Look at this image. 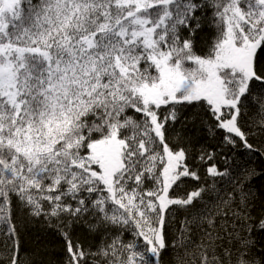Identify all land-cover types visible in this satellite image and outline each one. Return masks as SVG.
I'll return each mask as SVG.
<instances>
[{"label": "snow or ice", "instance_id": "1", "mask_svg": "<svg viewBox=\"0 0 264 264\" xmlns=\"http://www.w3.org/2000/svg\"><path fill=\"white\" fill-rule=\"evenodd\" d=\"M256 177L264 0H0V264H264Z\"/></svg>", "mask_w": 264, "mask_h": 264}, {"label": "trees", "instance_id": "2", "mask_svg": "<svg viewBox=\"0 0 264 264\" xmlns=\"http://www.w3.org/2000/svg\"><path fill=\"white\" fill-rule=\"evenodd\" d=\"M198 139H199V143L200 144H204L205 146L211 145V146L214 147L215 144L218 142V140L214 141V140L209 139L207 137V135L203 131H201L199 133ZM242 152H243V150H240L235 155L241 161L248 160L249 157L242 155ZM261 163H262V161L259 158H257L254 161H252V166H255L257 169H259L261 167ZM252 184H253L254 190H256V191L264 190V178H262V177H256L252 181Z\"/></svg>", "mask_w": 264, "mask_h": 264}]
</instances>
